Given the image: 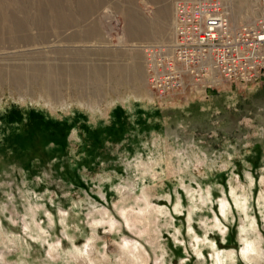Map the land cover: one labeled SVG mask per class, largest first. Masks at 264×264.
<instances>
[{
  "label": "rangeland",
  "instance_id": "rangeland-1",
  "mask_svg": "<svg viewBox=\"0 0 264 264\" xmlns=\"http://www.w3.org/2000/svg\"><path fill=\"white\" fill-rule=\"evenodd\" d=\"M224 2L237 25L258 13ZM0 14V264H264V81L162 103L142 46L170 41L174 0Z\"/></svg>",
  "mask_w": 264,
  "mask_h": 264
},
{
  "label": "built area",
  "instance_id": "built-area-1",
  "mask_svg": "<svg viewBox=\"0 0 264 264\" xmlns=\"http://www.w3.org/2000/svg\"><path fill=\"white\" fill-rule=\"evenodd\" d=\"M254 2L256 17L237 25L224 0H174L170 41L142 46L147 84L162 103L264 81V0Z\"/></svg>",
  "mask_w": 264,
  "mask_h": 264
},
{
  "label": "bare ground",
  "instance_id": "bare-ground-1",
  "mask_svg": "<svg viewBox=\"0 0 264 264\" xmlns=\"http://www.w3.org/2000/svg\"><path fill=\"white\" fill-rule=\"evenodd\" d=\"M46 11H44V13H45ZM6 13V12H5ZM43 13V14H44ZM2 14V13H1ZM0 14V15H1ZM2 16V15H1ZM6 16V15H5ZM4 17V16H3ZM130 17V16H129ZM132 17V16H131ZM45 18V17H44ZM4 19V18H3ZM127 19H129V18H127ZM13 22V25H12V27L9 29V33H11V34H16L17 35V33L22 29L21 27H19V26H15L14 25V21H12ZM128 22V21H127ZM173 22H174V20H173ZM139 23V22H138ZM137 24V23H136ZM10 25V24H9ZM1 26V25H0ZM141 26V25H140ZM6 27V26H5ZM8 27V26H7ZM15 27V28H14ZM139 28H140V30H142V28L141 27H139V26H134L133 25V23L131 22V21H129V24L127 23V29H128V32H129V35H130V37H133L134 39H142V38H152L153 36H155V35H153V34H151V35H149V34H145V32H141L140 30H139ZM135 31V32H134ZM158 31H159V33H163L164 31H163V28H159L158 29ZM0 32H1V30H0ZM2 33V32H1ZM0 33V37H1V34ZM4 33V32H3ZM157 33V32H156ZM16 37V36H15ZM1 40V39H0ZM17 40L19 41L20 40V38H18L17 37ZM2 41V40H1ZM21 41V40H20ZM2 43V42H1ZM19 43V42H18ZM155 43V42H154ZM156 43H158V42H156ZM17 55V54H16ZM25 71V70H24ZM73 71H74V74L75 75H77L76 77H77V80H79L80 82H81V79H83V75H82V71H80L79 70V68L77 69L76 67H74V69H73ZM26 72V71H25ZM51 73V72H50ZM55 73V72H54ZM57 73V72H56ZM41 75L39 76V77H42V79L45 81L44 82V84L46 85V87H49L50 89H52V86H54L55 85V82H58L59 80H62V79H59V80H57L56 79V77H54V75H56V74H53V75H50L51 77L50 78H46V79H44V77L43 76H46V73L44 74L43 72H41L40 73ZM33 76V75H32ZM32 76H29V74H28V72L27 73H23V72H21V69H20V72H17L16 73V71L14 72V74L13 75H11L10 77L12 78V81H13V83L14 84H16V86L17 85H23V84H25V82L27 81V80H29V79H33V77ZM53 78H55V79H53ZM61 78V77H60ZM11 80V79H10ZM9 80V81H10ZM15 82H17V83H15ZM28 83V82H27ZM26 83V84H27ZM15 86V85H14ZM23 86H25V85H23ZM19 87V86H18ZM20 88V87H19ZM22 88V87H21ZM25 89H26V87H25ZM51 93V92H50ZM147 206L146 207H148L147 209H145V210H143V211H141V212H149V210L148 209H151L152 207V205H150V204H146ZM155 210V209H154ZM144 214V213H143Z\"/></svg>",
  "mask_w": 264,
  "mask_h": 264
}]
</instances>
